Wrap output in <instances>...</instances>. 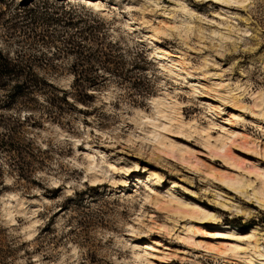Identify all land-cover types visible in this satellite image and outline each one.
Wrapping results in <instances>:
<instances>
[{
    "label": "rangeland",
    "instance_id": "rangeland-1",
    "mask_svg": "<svg viewBox=\"0 0 264 264\" xmlns=\"http://www.w3.org/2000/svg\"><path fill=\"white\" fill-rule=\"evenodd\" d=\"M0 53L57 87L0 89V264H264V0H0Z\"/></svg>",
    "mask_w": 264,
    "mask_h": 264
},
{
    "label": "trees",
    "instance_id": "trees-1",
    "mask_svg": "<svg viewBox=\"0 0 264 264\" xmlns=\"http://www.w3.org/2000/svg\"><path fill=\"white\" fill-rule=\"evenodd\" d=\"M67 19H68V23H64V24L66 25L74 24L71 23V21H69V18ZM96 27H97L96 25H93L91 23H84V25L80 29L81 37L84 39L92 40V43L94 44L93 47L92 45H85V44L81 45L79 44L78 41L71 38V36L67 39V43L72 48L73 47L78 48V53L80 52L79 49L83 50V46H86L87 49H90V52H88L89 54L86 56L89 60L109 61L111 60L110 58L112 57V54L107 49L101 48L102 45L100 44L99 37H97L93 33V30L96 29ZM16 67H17V62L12 60L8 56L2 55L0 53V89L9 91V92L7 91V94L11 96L10 99L11 101L15 100L14 99L15 96L17 95L19 96L24 92L42 93L43 88L45 86H49L55 89L57 88L56 86L52 85V83L47 79H44L43 77L37 76L35 74L28 75L22 72L21 70H17ZM53 97L54 99L64 101L67 103V99L65 97V94L63 95V93L54 94ZM48 101L53 102L52 99H49ZM2 102H3L2 99H0V105L4 106V103ZM6 142H7L6 139L0 137V144H4L5 146L10 144L7 147H3V148H6V150H11L12 152L14 151L16 153L18 152V150L16 149L17 147H15V145ZM1 147L2 145H0V148Z\"/></svg>",
    "mask_w": 264,
    "mask_h": 264
},
{
    "label": "bare ground",
    "instance_id": "bare-ground-1",
    "mask_svg": "<svg viewBox=\"0 0 264 264\" xmlns=\"http://www.w3.org/2000/svg\"><path fill=\"white\" fill-rule=\"evenodd\" d=\"M151 37V36H150ZM151 43V42H150ZM180 212V211H179ZM183 213H187L188 214V212H187V210L186 211H182ZM190 212H192V211H190ZM190 212H189V214H190ZM188 214V215H189Z\"/></svg>",
    "mask_w": 264,
    "mask_h": 264
}]
</instances>
